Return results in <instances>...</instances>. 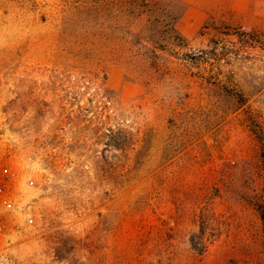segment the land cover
<instances>
[{
  "label": "rangeland",
  "instance_id": "rangeland-1",
  "mask_svg": "<svg viewBox=\"0 0 264 264\" xmlns=\"http://www.w3.org/2000/svg\"><path fill=\"white\" fill-rule=\"evenodd\" d=\"M78 1L0 0V253L264 264V0Z\"/></svg>",
  "mask_w": 264,
  "mask_h": 264
},
{
  "label": "trees",
  "instance_id": "trees-1",
  "mask_svg": "<svg viewBox=\"0 0 264 264\" xmlns=\"http://www.w3.org/2000/svg\"><path fill=\"white\" fill-rule=\"evenodd\" d=\"M67 1L71 2V5H73L74 1ZM102 2H104V0ZM80 3L85 4L83 8H88L83 0ZM95 8L98 9L100 7ZM78 9H80V7ZM80 11L83 12V10ZM234 35L236 36V41L233 42L232 47L225 44L219 45V42H216V46L212 47L207 53V65L214 70H223V68L228 65L233 67L239 65L244 66L245 62H252L248 68L253 72L262 74L261 77H264V32L239 30ZM262 90L263 87L262 89H258L257 92H261ZM262 217L264 220V214Z\"/></svg>",
  "mask_w": 264,
  "mask_h": 264
},
{
  "label": "built area",
  "instance_id": "built-area-1",
  "mask_svg": "<svg viewBox=\"0 0 264 264\" xmlns=\"http://www.w3.org/2000/svg\"><path fill=\"white\" fill-rule=\"evenodd\" d=\"M0 264H12V260L7 253H0Z\"/></svg>",
  "mask_w": 264,
  "mask_h": 264
}]
</instances>
